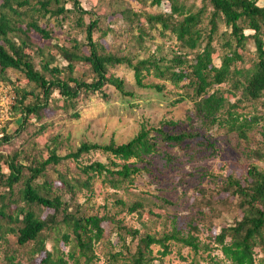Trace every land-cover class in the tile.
<instances>
[{
    "label": "trees",
    "instance_id": "obj_1",
    "mask_svg": "<svg viewBox=\"0 0 264 264\" xmlns=\"http://www.w3.org/2000/svg\"><path fill=\"white\" fill-rule=\"evenodd\" d=\"M135 1L144 5L147 0ZM163 1L169 4V13L153 14L131 7L113 11L112 16L125 20L128 32L136 33L130 38L135 46L120 55L107 51L101 43L113 30L109 27L101 30L98 18L85 22V16L91 13L81 7L80 0H0V74L7 70L21 72L35 90L15 88L9 108L10 115L21 114L22 123L16 131L24 128L31 116L38 121L44 116L55 91L62 99V108L72 111L70 116L75 119L79 115L75 107L79 98L90 93L107 99L103 92L106 85L120 95L132 96L125 91L124 81L109 72V68L124 65L132 71L138 88L159 93L167 91V86L180 90L174 103L189 101L204 126L224 129L226 135L234 134L247 144L257 129L264 136V113L256 112L260 101L264 107V4H258L260 0H201L194 10V5L187 7L185 0L150 2L159 6ZM68 15L75 16L74 24L84 32L85 43L73 40L68 47L57 45V56L45 55L42 49L33 50L31 33L51 39L50 20L61 25ZM96 30L100 35L94 40ZM151 30L173 40L166 53H161L160 47L151 50V45L145 43L146 38L153 39ZM248 46L254 51L248 53ZM35 55L39 56L37 67L33 62ZM215 57L219 60L217 66L213 63ZM58 58L64 66L54 64ZM77 64L88 66L92 73L90 81L74 76ZM149 77L157 82H145ZM29 97L33 98L31 103H27ZM243 103L254 108V112H240ZM166 125L173 128L176 123H162L159 128L142 124L125 143L117 144L112 138L106 144L82 142L63 156L52 147L46 158L27 159V165L22 157L18 159L17 151L11 155L0 153V163L7 169L0 171V183L5 188L0 193V246L6 243L7 236H14L19 247H30L28 264H67L69 260L72 264H96L97 245L102 246L111 264H155L157 257L152 246L159 247L161 261L170 253L171 242L197 251V237L193 233L198 229L196 226L188 223L186 233L173 226L169 232L157 236L146 230L147 223L142 219L146 214L161 217L170 201L138 189L137 177L148 170L139 167V163L158 154L161 145L180 146L199 134L191 130H164ZM44 128L40 126L37 132ZM10 141V137L3 135L0 146ZM206 146L212 144L206 141ZM92 152H100L106 161L79 165L81 158ZM249 156L263 167L251 163L240 177L227 175L219 189L225 197L205 201L210 204L211 213L216 204H235L238 218L212 234L213 248L228 264H264V150L250 149ZM65 160L77 163L85 176L83 180L74 179L75 184L59 177L65 193L71 196L68 201L62 193L53 191L51 182L38 183L48 166ZM94 178L100 179L113 194L122 192L110 203L116 209L114 213L107 207L103 214L92 212L89 196ZM83 189L89 193L83 196L84 201L71 202L75 193ZM123 211L135 215L141 227L134 228L118 218ZM103 223L110 225L108 235L115 237V243L106 240ZM60 244L68 247L66 253ZM256 250L261 254L259 259L255 257ZM14 259L13 253L4 256L5 264H15Z\"/></svg>",
    "mask_w": 264,
    "mask_h": 264
},
{
    "label": "rangeland",
    "instance_id": "obj_2",
    "mask_svg": "<svg viewBox=\"0 0 264 264\" xmlns=\"http://www.w3.org/2000/svg\"><path fill=\"white\" fill-rule=\"evenodd\" d=\"M150 1L147 0L144 5H140L135 0H80V3L84 10L91 13L90 16H85V22H88L90 18H98L101 30L108 27L113 30L112 34H108L101 40L105 49L124 55L128 52L129 47L135 46V42H132L130 38H134L133 35L136 33L128 32L125 20L117 18L119 16H112V13L116 9L125 7L153 14L169 13L167 2L163 1L159 6H152ZM200 2L201 0H185L187 7L194 5V10L200 6ZM258 4H264V0H260ZM67 7L70 8V4ZM74 19V15H68L61 25H57V21L50 20L51 39H43L38 34L31 33L30 41L33 50L38 48L42 49L45 55L52 53L57 56V45L68 47L73 40L84 44V32L76 28ZM109 20L112 21V24ZM151 33L153 39L146 38L145 43L151 45V50L160 47L161 53H166L173 40L160 36L157 30H151ZM99 35V30L94 31L93 39H98ZM248 48V53L254 51L252 46H248ZM83 51L86 52L84 47ZM33 57V62L37 67L39 56ZM56 63L61 67L65 65L59 58L54 64ZM213 63L217 66L219 60L215 57ZM75 67L74 76L90 81L92 73L87 65L77 64ZM109 72L124 81L125 91L130 92L132 96L120 95L112 86L106 85L103 92L107 95V99H102L99 94L90 93L79 98L75 106L79 115L75 119L70 116L72 111H65L62 108V99L55 91L50 98L49 106L43 112L44 116L39 121L31 116L29 123L25 124V127L23 126L24 128L19 132L16 129L21 126V114L10 115L9 107L14 101L10 97L15 94V88L35 91L34 86L28 83L21 72L7 70L4 74H0V92L1 94H10L8 106L0 113V140L3 135L11 138L9 143L1 144L0 153L11 155L17 151L18 159L20 160L22 157L23 163L27 165V159L46 158L52 147H56V153L63 156L77 148L82 142L106 144L112 138L117 144L125 143L137 134L142 124L159 128L162 123L173 122L176 123L175 127L166 125L163 129L174 132L196 131L199 134L193 140L180 146L161 145L158 154L147 157L144 162L139 163V167H145L148 170L141 171L137 177L135 184L138 189L159 194L165 200L170 201V204L166 205V212L162 213L163 216L148 217L149 215L146 214L142 219L147 223L146 230L157 236L169 232L173 226L186 233L189 227L188 223L198 228L193 232L197 237L199 247L197 251L171 242L170 253L159 261L157 253L159 247L152 246L153 255L157 257L155 264H228L222 259L220 252L213 248L212 234L218 233L221 227L232 224L233 220L238 218L235 204L234 202L226 206H221L220 203L216 204L213 206L216 210L211 213L209 211L210 204L205 201L208 199L212 201L219 199L220 201L225 197L224 194H220L219 189L227 175L232 174L240 177L251 163L258 164L260 168L263 167L262 163L249 156V150L256 147L264 150V136L257 129L252 132V140L249 144L241 142L234 134L226 135L224 129H218L216 126H204L202 121L195 116L189 101L174 103L177 99L176 93L180 90L167 86V91L159 93L149 88H138L132 71L124 65L109 68ZM2 77H5V80ZM145 82L157 81L149 77ZM223 87L227 86L223 85ZM32 100L31 97L27 98V103H31ZM229 100L234 101L230 98ZM262 101L264 103V96ZM260 104L261 101L256 105V112L263 114L264 107ZM242 105L240 112L250 114L254 112V108L248 104L243 103ZM40 126H45V128L42 132H37ZM206 141L212 146L207 147ZM80 161L79 165H86L93 161L105 162L106 160L100 152H92L83 156ZM79 165L71 160L62 161L55 166L50 165L38 183L41 184L44 180L51 182L53 191L62 193L63 198L68 201L71 196L65 193L59 182V177H65L70 184H75L74 179L83 180L85 176L79 171ZM0 171L7 172L2 163H0ZM91 189L89 204L92 212L103 214L106 212V207L110 213L116 211L110 203L112 199L119 198L122 192L113 194L112 190L103 186L100 179L97 178L92 180ZM4 190V185L0 183V193H3ZM86 194L89 193L84 189L76 192L70 201L81 203ZM46 212L42 213L43 216ZM118 218L123 219L125 224L134 228L141 227L136 216L127 214L126 211L120 212ZM109 226L107 223H103L106 240L115 243V237L108 235ZM46 246L47 249H50V242H47ZM59 247L63 253L68 250V247L63 244H60ZM101 247L96 246L98 257L96 264H111ZM29 250V246L19 247L15 242V237L9 235L6 243L0 246V264H5V254L12 253L15 255V264H28ZM64 257L66 258V256ZM213 257L214 259H212ZM255 257L256 259L261 257L258 250H256ZM67 264H72V261L69 260Z\"/></svg>",
    "mask_w": 264,
    "mask_h": 264
},
{
    "label": "built area",
    "instance_id": "obj_3",
    "mask_svg": "<svg viewBox=\"0 0 264 264\" xmlns=\"http://www.w3.org/2000/svg\"><path fill=\"white\" fill-rule=\"evenodd\" d=\"M10 94H1L0 92V113H2L6 107L8 106ZM12 100H14V95L12 94V97H10ZM13 104V103H12Z\"/></svg>",
    "mask_w": 264,
    "mask_h": 264
}]
</instances>
